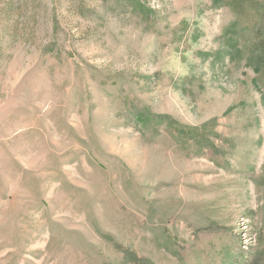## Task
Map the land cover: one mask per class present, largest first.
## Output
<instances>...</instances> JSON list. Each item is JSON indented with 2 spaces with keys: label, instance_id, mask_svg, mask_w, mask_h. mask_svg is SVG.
<instances>
[{
  "label": "rangeland",
  "instance_id": "obj_1",
  "mask_svg": "<svg viewBox=\"0 0 264 264\" xmlns=\"http://www.w3.org/2000/svg\"><path fill=\"white\" fill-rule=\"evenodd\" d=\"M226 3L0 0V264H264L257 9Z\"/></svg>",
  "mask_w": 264,
  "mask_h": 264
},
{
  "label": "trees",
  "instance_id": "obj_2",
  "mask_svg": "<svg viewBox=\"0 0 264 264\" xmlns=\"http://www.w3.org/2000/svg\"><path fill=\"white\" fill-rule=\"evenodd\" d=\"M233 3L237 0H231ZM253 3L256 4V14H255V21L254 26L252 29V32L254 34V44L255 47H259V50L254 51L255 54L250 57V61L255 64V67H259V71H261V67L259 66L264 61V3L259 0H251ZM216 3L218 5H224L226 3V0H216ZM227 4V3H226ZM229 4L232 6L233 9L234 6L231 2ZM233 29L238 27V21H235L233 23ZM232 29V30H233ZM231 30V33L233 34Z\"/></svg>",
  "mask_w": 264,
  "mask_h": 264
}]
</instances>
